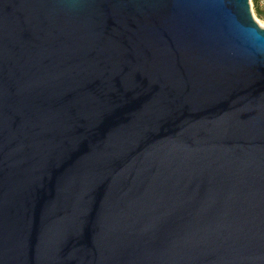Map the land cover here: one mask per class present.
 Listing matches in <instances>:
<instances>
[{"label": "water", "instance_id": "95a60500", "mask_svg": "<svg viewBox=\"0 0 264 264\" xmlns=\"http://www.w3.org/2000/svg\"><path fill=\"white\" fill-rule=\"evenodd\" d=\"M0 264H264L250 0H0Z\"/></svg>", "mask_w": 264, "mask_h": 264}, {"label": "rangeland", "instance_id": "374dc122", "mask_svg": "<svg viewBox=\"0 0 264 264\" xmlns=\"http://www.w3.org/2000/svg\"><path fill=\"white\" fill-rule=\"evenodd\" d=\"M261 4L264 5V0H260ZM251 3V8H252V13L254 15V18L256 19V21L262 26L264 27V18H261L257 15L256 13V6L254 3V0H250Z\"/></svg>", "mask_w": 264, "mask_h": 264}, {"label": "trees", "instance_id": "16d2710c", "mask_svg": "<svg viewBox=\"0 0 264 264\" xmlns=\"http://www.w3.org/2000/svg\"><path fill=\"white\" fill-rule=\"evenodd\" d=\"M256 6V13L259 17L264 18V5L261 4L260 0H254Z\"/></svg>", "mask_w": 264, "mask_h": 264}]
</instances>
